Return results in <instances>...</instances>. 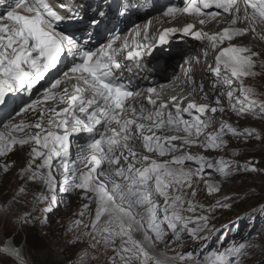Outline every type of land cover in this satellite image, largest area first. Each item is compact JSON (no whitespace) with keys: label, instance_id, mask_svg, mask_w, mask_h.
I'll return each instance as SVG.
<instances>
[{"label":"snow or ice","instance_id":"obj_1","mask_svg":"<svg viewBox=\"0 0 264 264\" xmlns=\"http://www.w3.org/2000/svg\"><path fill=\"white\" fill-rule=\"evenodd\" d=\"M4 3L0 0V5ZM106 8L110 10L112 4L92 9L89 39L109 14ZM131 8L132 0L121 2L116 15L127 16ZM162 15L171 20L187 16L191 22L158 30V46L168 44L171 36L182 34L205 42L215 52L214 63L208 64L207 70L214 76L209 92L214 94L216 106L175 95L160 99L157 87H148L146 99L152 108H147L140 99L142 90L121 78L118 57L128 48L127 40L114 46L120 40L115 35L106 45L92 50L60 27L66 20L79 19L80 10L71 11L66 17L47 0H10L6 11L0 12V106L7 105L10 94H31L47 72L56 69L62 59L72 57V66L44 95L45 100L56 99L52 90L65 78L68 82L74 78L71 93L65 87L58 97L65 107L40 111L35 123L29 124L23 119L15 121L29 110L35 111L39 99L0 112V174L7 176L16 167L17 161L9 159L11 155L27 149V156L22 157L25 162L14 174L22 183L13 202L25 201L29 184H43V194L38 198L34 195L33 199L44 205V213H52L59 206L58 189L65 193L79 191L86 202L80 218L74 221L77 231L73 242L87 243V249L73 264H88L93 253L105 256L104 264H244L252 258L243 242L200 256L191 251L167 255L159 250V245L167 249L186 236L207 240L204 233L210 234V216L197 215V209L213 213L217 207L231 206L226 202L229 198L208 208L197 205L192 199L197 182L204 183L211 195L220 188L218 182L206 176L217 173L226 180L242 172H264L256 161L241 163L223 157L214 160L189 151L192 146L205 151L226 149L225 137L229 134L244 143L252 139L264 141V132L241 129L215 118L217 113L224 114L226 108L237 116L264 118V99H258L259 94L245 84L246 78L261 74L258 67L264 70V53L236 42L247 35L264 40V0H187L183 7L165 6ZM220 17L227 26L219 31L197 29V24L203 26ZM150 24L151 21L144 27L146 38ZM139 49L137 45V50L127 51L125 58L142 59L151 54ZM203 55L207 58L208 51ZM195 62H200L199 56ZM191 71L189 66L185 76L193 84L192 93L198 91L207 99L209 92L203 82L196 85ZM80 133L89 137L72 160V138ZM135 144L142 147L141 153L134 150ZM231 154L239 155L235 151ZM93 205L94 216L90 224L85 223V210L92 214ZM32 218L26 214L21 222ZM0 264L29 261L22 249L5 238L0 243Z\"/></svg>","mask_w":264,"mask_h":264},{"label":"rangeland","instance_id":"obj_2","mask_svg":"<svg viewBox=\"0 0 264 264\" xmlns=\"http://www.w3.org/2000/svg\"><path fill=\"white\" fill-rule=\"evenodd\" d=\"M111 10L114 9L111 8ZM201 27L203 28V26ZM243 39L242 37L239 40ZM249 39L252 40L251 35L245 36V40ZM178 45H182V43ZM254 49V51L257 50L259 52L256 47ZM261 49L264 50V47H261ZM213 55L215 56V52H213ZM252 78H255L259 84L264 85V77L259 78L256 76ZM257 98L264 99V97L259 95ZM216 118L223 119L227 123L229 120V118L224 117L222 114L216 116ZM240 118H242V122L238 126L235 125V127L241 129L248 127L264 132V118L253 117L251 114L240 116ZM226 138L228 145L236 148L239 155L233 156L231 154L232 151L225 154H217L224 151L212 150L214 154L210 157L238 159L241 163L252 160L258 162L256 164L258 168L264 169V141L252 139L248 143H244L242 139L231 137L230 134ZM206 171L211 172L212 170ZM205 178L218 182L219 193L222 195L218 200L225 202V198H229L226 202L231 206L228 208L217 207L213 213H202L199 208L197 209V215L204 214L210 216V234L204 233V235L208 236L207 240H194L186 236L180 242H172L167 249H165L163 244H160L159 250L166 252L167 255L191 251L200 256L207 254L211 250L243 242L249 248L252 257L245 260L244 264H260L261 261H264V172H242L226 180L220 178L219 174L215 177L212 175V177L207 178L206 176ZM20 183L22 181H19L14 175L0 189V243L4 242L5 238H7L8 242L15 244V237L24 240L25 232L30 231L38 234L45 242L47 241L53 251H65L67 258H69L67 264H73L74 261H78V257H82L83 250H85L84 245L73 242V233L77 231L74 221L80 218L79 214H77L78 208H76V211H65L64 208L57 207L52 213L31 214V210L35 208L37 201V199H34V203H32L33 196L43 191L40 189L41 184H36L29 190V197L26 203L20 204L18 209L9 212L8 206L13 201L12 197L16 193V189ZM203 186L204 189L201 187L196 188L194 202L197 205H203L205 208H208L215 205L218 200L208 201L204 196L206 186L205 184ZM62 195L67 200L75 197L70 192H63ZM26 214H31L33 218L27 223H22V218ZM93 216L94 207L92 214L83 217L84 222L90 224ZM8 233L10 234L9 237L6 236ZM23 244L22 241L18 247L22 249L29 264H33L31 255ZM22 245L23 247H21ZM105 259V256L93 253L92 259L88 261V264H104Z\"/></svg>","mask_w":264,"mask_h":264},{"label":"bare ground","instance_id":"obj_3","mask_svg":"<svg viewBox=\"0 0 264 264\" xmlns=\"http://www.w3.org/2000/svg\"><path fill=\"white\" fill-rule=\"evenodd\" d=\"M8 2L10 0H5V3L3 5H0V12H5ZM52 7L54 10L58 11L61 15L69 16L71 11L80 10V18L79 19H72V20H66L63 24H61V28L64 29V31L72 35L77 41L81 42L82 44H92L94 45L95 42L102 43V41L106 38H112L117 34V31L119 29H125L126 23L132 22L133 20H137V18H144L149 15L150 21H154L150 27H148L147 36H151L154 32L153 30L159 28L161 25L165 24H172V27H183V25L186 22H191V18L187 16H178L176 19L171 20L168 18H165L162 15L163 10L165 9V6H173V7H183L187 0H132V8L131 11L127 16H117L116 15V8L119 6L121 2H127V0H52ZM109 3L114 5L115 10H106L108 11V15L105 17L101 25L97 27L96 30H94L91 34V39H89L87 32H88V25H89V18L93 14L92 9H94L97 5H108ZM63 6V7H62ZM85 12L87 14H85ZM226 15V14H225ZM143 25L141 24V27ZM227 26L226 22L224 21L223 17L217 18L216 20H209L208 23L203 25V28L197 24V29L202 28L204 31L208 32H215L219 31L223 27ZM243 27L244 25H240ZM145 27V25H144ZM243 40L236 41L239 44L246 45L248 47L252 48L256 47L259 52L264 53V50L261 49V47H264V40H259L257 38H254L252 36V40H245V37H243ZM157 40V41H156ZM155 40L154 48L152 50V55L148 56L146 65H147V71L151 74V76H160L161 74H157L158 72L161 73H170V76H173L174 73L178 72V68H184V72H186L187 68L191 66L192 71L190 73V76L192 80L195 81L196 85H199L201 82H203L205 91L209 92L211 89V85L214 79L213 74L209 73L207 70V65L214 63V55L213 51L208 49L205 42L198 41L194 39L192 36H183L182 34H176L175 36H171L169 39V43L166 45H159L158 46V38ZM176 42H181L182 45H176ZM99 44V45H100ZM173 44V45H172ZM121 45V41L118 40L116 42L115 46ZM208 51L207 58H204L203 53L205 51ZM257 51V50H256ZM199 56L200 62L196 63L195 58ZM144 59V61L146 60ZM70 64H72V61H68ZM190 62V63H189ZM127 63V61H125ZM206 64V65H205ZM206 67H204V66ZM72 65H70L71 67ZM66 68V67H65ZM257 71L261 74L257 75V77L261 78L264 77V70L257 68ZM121 76L128 77L132 82L133 78H131V74L127 70H123V73H120ZM211 74V75H209ZM63 82L66 84L65 86L71 85L73 82V79L71 82L67 81V78L63 80ZM180 84H184L183 82H180ZM245 84L255 90L256 93L259 94V96L264 97V85H261L257 82L255 78H246ZM65 86L60 87L59 89L53 91L57 98L56 99H49V100H43V96L35 95L31 100L30 97H17L15 94H10L8 103L6 106H0V112H8L11 111L14 107L19 106H26L32 103L33 100H40L39 105L36 107L35 111L29 110L26 114H22L21 117H17L15 122H19L20 119H23L26 124L29 123H35L36 119L38 118V113L40 111L48 112L50 109H57L59 107V95L63 94L62 90ZM193 84L186 79L185 86L181 89L182 92L177 94V97H188L190 99H194L197 102H203V103H211L213 106H216L214 103V94L209 92V96L207 99H204L202 94L198 91L196 93H192ZM22 94V93H21ZM34 93H32L31 96H33ZM142 102L145 104V106L149 109L152 108L151 105H148L143 100ZM226 103V102H225ZM220 115L219 113H217ZM216 114V116H218ZM224 117L229 118L228 123H231L233 126L240 124L242 122V118L240 116H237L236 113L232 112L231 109L226 108V112L222 114ZM185 118L187 119V115H185ZM216 118V117H215ZM47 120V116L45 117ZM216 120H220V118H216ZM215 127H218L216 125ZM213 129H208V131H212ZM28 131L34 132L35 129H29ZM159 134V133H158ZM172 134V133H168ZM228 136V135H227ZM226 136V137H227ZM89 134H82L74 136L72 139V147L70 150V159L75 160L78 155V150L80 145L86 144L88 140ZM225 137V139H227ZM134 150L138 153H141L143 151L142 147L139 144L133 145ZM224 152H218L217 154H225L226 152L235 151L237 152L236 148H233L231 146H227L226 149H221ZM189 151L192 153H199L206 156H211L214 154L212 150L205 151L197 146H192ZM219 151V150H218ZM27 156V149H25L24 152H15L13 155L9 157L11 160H16L17 164L16 167L12 169V171L7 176H2L0 174V189L2 186L6 185L9 178L11 176H14L15 173H17L21 167V165L25 162L22 157ZM212 159H218L217 157H211ZM164 159V158H161ZM188 165L195 167L194 164L191 162H187ZM81 168H83V165H81ZM214 177L218 176L217 173L213 174ZM209 178V177H207ZM38 184V183H37ZM36 184H29L27 187L30 190L32 186H35ZM204 184L197 182L195 184V188L201 187L204 189ZM206 186V185H205ZM40 189L43 191L38 192L36 197L38 198L40 195L44 192V186L41 184ZM39 189V190H40ZM70 193L74 194V198L67 200L62 195V191H59L58 189V199H59V208H64L65 211H76L77 214L82 210V205L86 202L81 199L80 193L78 190L69 191ZM204 196L208 201H216L218 200L222 195L219 192L212 193L211 195L208 194L207 187L204 192ZM29 197V192L25 196V201H27ZM77 199V200H76ZM194 199V198H192ZM36 200V199H35ZM25 201H21L20 203L11 202L8 206L9 212L18 209V206L20 204L26 203ZM34 203V199L32 201ZM31 203V204H32ZM43 207L44 205L42 203H38V200L36 201L35 208L31 210V214L38 215L40 213H43ZM94 205L92 206L93 209ZM33 212V213H32ZM89 213L87 210H85V215L88 216ZM79 219V218H78ZM10 239V238H9ZM11 242H13L12 239H10ZM84 245V249H87V243H80ZM23 247V245L21 246ZM160 248V246H159Z\"/></svg>","mask_w":264,"mask_h":264},{"label":"trees","instance_id":"obj_4","mask_svg":"<svg viewBox=\"0 0 264 264\" xmlns=\"http://www.w3.org/2000/svg\"><path fill=\"white\" fill-rule=\"evenodd\" d=\"M6 236L9 237L10 234L8 233ZM22 241L31 255L33 264H67L69 262L65 251H53L50 244L47 241L45 242L38 234L29 231L25 232L24 240L18 237L14 238L17 246Z\"/></svg>","mask_w":264,"mask_h":264}]
</instances>
